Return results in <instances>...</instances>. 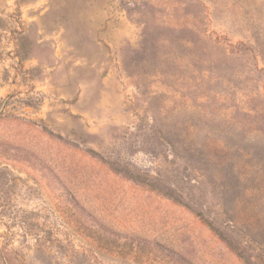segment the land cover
<instances>
[{
	"label": "rangeland",
	"instance_id": "rangeland-1",
	"mask_svg": "<svg viewBox=\"0 0 264 264\" xmlns=\"http://www.w3.org/2000/svg\"><path fill=\"white\" fill-rule=\"evenodd\" d=\"M0 264H264V0H0Z\"/></svg>",
	"mask_w": 264,
	"mask_h": 264
},
{
	"label": "water",
	"instance_id": "water-1",
	"mask_svg": "<svg viewBox=\"0 0 264 264\" xmlns=\"http://www.w3.org/2000/svg\"><path fill=\"white\" fill-rule=\"evenodd\" d=\"M0 112H1V110H0Z\"/></svg>",
	"mask_w": 264,
	"mask_h": 264
}]
</instances>
